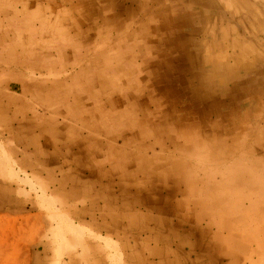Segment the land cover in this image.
Instances as JSON below:
<instances>
[{"label":"rangeland","instance_id":"1","mask_svg":"<svg viewBox=\"0 0 264 264\" xmlns=\"http://www.w3.org/2000/svg\"><path fill=\"white\" fill-rule=\"evenodd\" d=\"M118 8V108H0V264H264V0Z\"/></svg>","mask_w":264,"mask_h":264},{"label":"crops","instance_id":"2","mask_svg":"<svg viewBox=\"0 0 264 264\" xmlns=\"http://www.w3.org/2000/svg\"><path fill=\"white\" fill-rule=\"evenodd\" d=\"M119 13L118 0H0V108L31 111L30 124L46 117L29 102L41 98L71 111L108 108V101L118 108L113 101L124 90L106 87L120 74L119 37H128ZM134 72L126 75L151 85L150 71Z\"/></svg>","mask_w":264,"mask_h":264}]
</instances>
